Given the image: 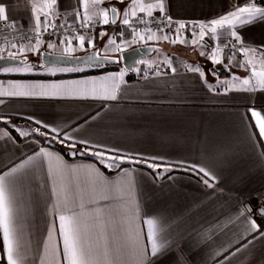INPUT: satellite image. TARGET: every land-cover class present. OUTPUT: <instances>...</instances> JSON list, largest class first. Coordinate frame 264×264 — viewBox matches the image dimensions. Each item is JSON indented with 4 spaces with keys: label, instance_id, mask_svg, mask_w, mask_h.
Segmentation results:
<instances>
[{
    "label": "crops",
    "instance_id": "1",
    "mask_svg": "<svg viewBox=\"0 0 264 264\" xmlns=\"http://www.w3.org/2000/svg\"><path fill=\"white\" fill-rule=\"evenodd\" d=\"M3 2L10 6V19H15L16 26L20 29L37 28L50 31L59 26L98 21L99 24L93 31L96 43L92 42L90 45L89 34L85 33L80 34L85 38L83 47L79 44L80 35L75 41L72 39L71 44L78 53L98 47L104 54L119 55L121 51L137 45L157 44L165 40V34L168 36L165 40L168 44L177 38V34L178 42L168 45V49L162 50V54L149 56L137 67L141 71L134 68L129 72L121 64L103 68L82 65L56 68L65 66L44 65L40 60H35L32 64H42L44 68L38 66L39 68L30 70L11 68L15 67L12 65L3 67L0 69V100L4 103H0V121L6 122L10 116L23 119L34 117L49 123L50 127L71 132L70 125L82 121L84 117L96 116L97 119L92 123L101 135L93 139H100L125 151L165 157L169 161L187 155L195 159L197 137L202 136L208 127L224 131L229 136L242 140L245 145L252 133H256L253 139H260L258 127L246 129L245 124L249 121L242 120L241 117L245 113L248 117L251 116L248 107L252 100H255L256 110L264 108V89L246 91L243 84L245 79L251 78L253 67L257 72L264 71V60L259 56L261 51H246L248 45L241 47L239 41L235 43L238 47L234 51L222 47L226 42L234 40L230 33L232 30H240L239 25L236 29L217 28L215 34L211 33L212 19H219L221 15L235 10L229 6L230 0H169L168 12L172 17V27L169 30L148 32L131 22L138 17L147 16V9L141 12V8L148 3H156V0H126V5L118 0H58L55 8H49L51 0ZM231 2L237 6L245 4V0ZM112 9L117 12L115 23L111 20ZM105 14L108 24L103 23ZM153 14L161 13L159 9H153ZM37 17H40L38 27ZM125 19L130 21L129 25H123ZM182 22L193 25L194 31L191 33H195L194 37L179 28ZM122 29L124 34H129L127 38L121 36ZM201 31L204 32L203 39L200 36ZM153 33V39L149 40L148 36ZM141 36L144 37L143 40ZM249 40L252 41V48H256L264 40V24L258 25L249 33ZM39 41V44L36 42L33 46L17 51L16 55H27L37 50L40 52L45 44L50 43L46 39ZM211 41L218 42L220 46L207 53L206 45ZM59 44L68 46L67 42ZM26 61L28 59L23 63ZM213 67L219 71L218 74L212 71ZM173 68L176 69L175 72L172 71ZM195 68L199 72L193 71ZM121 72H124L123 82L119 75ZM157 72L159 75H156ZM200 72L204 75L201 76ZM251 81L256 83L255 78H251ZM116 85L120 88L116 93L117 100L101 98L109 94ZM20 91L29 92L31 95H2ZM42 91L46 94L40 95ZM260 117L264 119V111L260 112ZM29 122L33 125L10 121L18 124L26 135H32L22 142L12 133L10 134L15 141H8L4 136L8 129L0 126V162L15 160L17 164L21 163V157L27 159L29 155L34 156V150L38 151L40 147L53 153L50 158L40 157L35 162L38 183L44 181L46 184L47 201L29 202L27 194H23L20 200L18 224L23 232L21 252L25 256L24 264H56V261L64 264L58 216L68 214L69 209L80 211L82 202L86 204L82 217L86 245L94 252L109 248L113 264H132V249L127 239L130 222L143 245L147 243V233L153 227L145 221L158 219L145 216L142 211L139 215L135 214L138 206L141 209L145 206L141 203V186L147 197L148 209L164 212L169 216H183L184 229L188 230L212 226L218 217L223 220L222 211L236 217L232 210L242 208L238 196L243 195L254 204L257 195L264 193V169L254 167V153L243 157L228 173L223 191L212 193V189L203 186L195 175L188 172H173L154 183V177L149 176L151 171L143 167L126 166L108 174L94 160L68 159L59 150L41 145L39 139L37 141L33 137L35 123ZM250 123L255 125L256 118H251ZM72 134L76 135L75 132ZM164 136L172 139H161ZM56 154L62 156L63 160L56 159ZM64 161L69 165L83 167L77 172H71L65 169ZM49 168L54 174L53 178L47 175ZM101 173L113 182L112 185L105 186L100 182L103 178ZM169 175L173 179L169 180ZM232 177H238L239 182L233 183ZM53 186L57 192L55 197L51 195ZM93 188L97 193L107 190L111 197L110 207H106L100 217L88 214L87 199ZM53 205L57 207L52 208ZM47 208L52 210L47 211ZM246 215H240L228 225L225 229L227 236L221 237L222 247L213 246L209 250L210 254L203 251L193 253L191 259L195 264H257V261L264 264V241H254V253L253 245L248 248L241 246L247 244L255 235L250 220L244 218ZM156 227L158 229L159 225ZM212 239L216 237L212 236ZM191 243L188 240L183 244L185 253L189 251ZM2 245L0 233V257L4 258L6 264V253L2 251ZM237 248L240 249L238 252ZM224 256L228 257L227 260L223 259Z\"/></svg>",
    "mask_w": 264,
    "mask_h": 264
},
{
    "label": "snow or ice",
    "instance_id": "2",
    "mask_svg": "<svg viewBox=\"0 0 264 264\" xmlns=\"http://www.w3.org/2000/svg\"><path fill=\"white\" fill-rule=\"evenodd\" d=\"M118 2L126 5V0H118ZM262 5H264V0H245L244 6H237L230 0L229 6L235 10H230L227 15H221L219 19H212L210 21L211 33L215 34L217 28L223 29L228 27L229 29H236L237 25H239L240 30H232L230 33L231 37L234 38L231 42L235 45L239 41L241 47L247 44L248 49H245L246 51L264 52V40H261L256 48L251 47L252 41L249 40V33L254 31L258 25L264 24V6ZM57 6L58 0H51L49 8ZM168 7L169 0H156L154 4L148 3L145 7H142L141 12L147 9V16L151 18L157 30L163 31L160 25L164 23V19L160 15L154 16L153 9H159V13L167 18L168 23L165 26L170 28L172 17L169 15ZM10 11V6L6 5L3 0H0V21L15 26L17 22L15 19H10ZM36 20L38 27L40 17H37ZM103 23H109L107 14L104 16ZM129 23L130 21L127 19L123 21V25H129ZM141 23H144L142 18ZM186 27L182 23L179 25L180 29H185ZM123 35L124 30L122 29L121 36ZM154 35L155 33L149 35L148 39H153ZM189 35L194 37L195 33H190ZM200 36L203 39V31H201ZM26 38L31 39V37ZM140 38L141 40L144 39L143 36ZM78 39L80 46L83 47L85 43L84 36L80 35ZM163 39H168L167 34L164 35ZM61 42L63 43L64 41ZM66 42L70 45L72 40L69 39ZM177 42L178 34L177 38H174L171 43L175 44ZM39 43L40 41L37 40V44ZM89 44H92L91 40H89ZM48 47H55V44L49 43ZM66 51H69V49H66ZM5 59L15 60L16 53L9 52L7 57L0 56V60ZM215 63H218V61H215ZM4 71H12V69H4ZM136 71L141 70L136 69ZM172 71L175 72L176 69L173 68ZM193 71L199 72V69L195 68ZM119 75L121 82H123L124 72H121ZM156 75H159V73L157 72ZM200 75L203 76L204 73L200 72ZM251 78H255L256 83L253 84ZM251 78L243 81L246 91H255L257 88L264 89V71L257 72L253 67ZM208 87L211 88V85H208ZM118 91H120V88L119 85H116L109 94L101 98L115 101L117 100L116 93ZM45 94L43 91L40 93V95ZM2 95L26 96L31 95V93L20 91L14 93L6 92ZM0 103H4V101L0 100ZM261 111H264V108H261L259 111L256 110L255 100H252L251 105L248 107V112L251 113V116L248 117L247 113H245L241 117L242 120L246 119L249 121V123L245 124L246 129L258 127L259 140L253 139L256 133H252L248 137L247 145H245L242 140L231 137L224 131L208 127L204 130L202 136L197 137L195 159L187 155L175 161H169L167 158L161 156H146L143 153H137L132 150L125 151L116 145H109L100 139H93V137L101 135L100 132L95 130L96 126L92 123L97 119L96 116L84 117L82 121H77L74 125H70L71 132L65 129L58 130L56 127H50L49 123L35 119L34 117H24V119L33 121L37 125L33 133V137L37 141L39 137H44V142L48 147H52L54 143L64 145L71 149L70 155L73 157L90 154L100 164H105L109 168L113 166L121 168L126 162L130 164L142 163L152 170L149 176L154 177V183L156 180L161 179L165 173L182 170L195 175L203 186L212 189V193H215L218 190L223 191L225 181L228 179V173L240 163L243 157L249 156L250 153L255 154L254 167L264 169V143H261V141H264V119L260 117ZM253 117L256 118L255 125L250 123ZM11 119L12 117H9V120L5 122V127L8 130L5 131L4 136L7 137L8 141L14 142L15 138L11 136V131H17L22 136H25L26 133L20 129L18 124L10 123ZM73 132L76 135H73ZM161 139L167 140L172 138L164 136ZM34 151L36 153L34 156L29 155L27 159L21 157L22 162L18 164L15 160H10L8 163L0 162V173H2L0 174V233H2L3 240L2 251L6 253V264H24L25 260V256L21 252L23 247V232L18 224L19 204L22 195L27 194L29 202H38L40 200L46 202L48 199L45 191V182L40 181L38 183L39 178L35 162L40 157L50 158L53 153L49 152L45 147H40L38 151ZM56 159L63 160V157L56 154ZM64 167L71 172H77L83 166L69 165L64 161ZM96 171L99 172V169H96ZM47 175L49 178L54 177L51 168H49ZM100 176L103 177V174L101 173ZM168 179L171 180L173 177L169 175ZM232 180L233 183L239 182L238 177H232ZM100 182L105 186H110L113 183L106 177H103ZM51 195L53 197L57 195L54 186ZM140 196L141 203L145 204V206L142 209L138 206L135 214L139 215L142 211L143 215L154 216L158 219H147L145 221L146 224L153 227L149 229L146 236L147 243L143 245L140 244L138 233H136L130 222L127 239L132 249V264H195V261L191 259L192 254L201 251L210 254L209 250L213 246L222 247L223 240L221 237L227 236L225 229H227L229 224L233 223L235 218L244 213L247 214L244 218L245 220H250L251 227L255 230V235L247 244L241 246L248 248L249 245H253L252 252L254 253V241H264V193L257 195L255 207L243 195L238 196L237 199L242 204V208L232 210L235 212L236 217L222 211L221 216L224 217L223 220L218 217L212 226H204L193 230L184 229L185 218L183 216H169L167 213L148 209L146 206L147 197L142 186ZM110 199V193L107 190L97 193L95 188H93L88 194L87 199L88 214L95 215L96 217L102 216L104 209L110 207ZM55 207L57 205L52 206V208ZM52 208H47L46 210L51 211ZM85 209L86 204L82 202L80 204V211L69 209L68 214H60L58 216V231L63 242L64 264H113L112 252L109 248L105 247L102 252H94L86 245L82 228V217ZM258 220L260 223H257ZM157 224L159 225L158 229L156 227ZM52 226L53 228L55 227L54 221ZM182 229L184 230L182 231ZM206 233H211V235H206ZM212 236H215L216 239H212ZM50 238L51 229L49 230ZM188 240H191L192 243L189 245V251L185 253L183 244ZM239 250V248L236 249L237 252ZM231 255H235V253H231ZM227 258V256L223 257L224 260H227ZM3 259V257H0V261ZM56 264H59V261H56ZM257 264H260V261H257Z\"/></svg>",
    "mask_w": 264,
    "mask_h": 264
},
{
    "label": "built area",
    "instance_id": "3",
    "mask_svg": "<svg viewBox=\"0 0 264 264\" xmlns=\"http://www.w3.org/2000/svg\"><path fill=\"white\" fill-rule=\"evenodd\" d=\"M153 15H160L164 19V23L160 25L163 30H168L172 27L173 21H171L170 28L165 26L168 22L167 18L163 17L162 14ZM141 18L143 19L144 23H141ZM98 24V21L92 20L86 24H69L66 26L55 27L50 31H45L44 29L37 28L20 29L16 25L13 26L11 24H5L3 21H0V56L7 55L9 52L16 53L21 49L33 46V44H35L37 40L46 39L51 43H55L59 39L63 41L64 39L72 40L83 33L93 35L94 28ZM131 24L145 32L157 30L156 25L152 23L151 18H149L148 16L138 17L132 20ZM182 24H185L187 26L185 29H182L184 32L191 33L194 31V27L191 23L182 22ZM26 37H31V39H27ZM225 44L227 45L226 47ZM225 44L222 46L225 50L234 51L238 47L237 44L234 45L231 41H228ZM14 45L15 47H13ZM219 46L220 44H218V42L211 41L209 44V50L213 51L219 48ZM259 56L262 60H264V52H259ZM213 69H215V71L212 70L214 73H219V71L215 67H213ZM255 205L256 202L253 204V207H255Z\"/></svg>",
    "mask_w": 264,
    "mask_h": 264
},
{
    "label": "water",
    "instance_id": "4",
    "mask_svg": "<svg viewBox=\"0 0 264 264\" xmlns=\"http://www.w3.org/2000/svg\"><path fill=\"white\" fill-rule=\"evenodd\" d=\"M111 20L112 22H116L117 20V12L114 9L111 10ZM159 47L160 46L155 43H146L123 50L119 55L103 54L98 47L78 54L43 49L40 51V60L44 65H86L97 67L106 64H121L125 70L131 72L140 63L142 58L151 55L155 50L159 49ZM3 56L7 57L8 54ZM27 59V55H16L15 60H0V69L6 66L23 63Z\"/></svg>",
    "mask_w": 264,
    "mask_h": 264
},
{
    "label": "rangeland",
    "instance_id": "5",
    "mask_svg": "<svg viewBox=\"0 0 264 264\" xmlns=\"http://www.w3.org/2000/svg\"><path fill=\"white\" fill-rule=\"evenodd\" d=\"M29 29V28H28ZM32 29V28H31ZM169 30V29H168ZM89 37V40H91L92 42H93V44L94 43H96V35L95 34H93V35H89L88 36ZM68 39H64V42H66ZM76 39L74 38V41H75ZM61 41H63V40H61V39H59L58 41H56L55 42V47H48V44H45L44 46H43V49H47V50H50V51H56V50H66V49H69V51H67V52H65V53H70V54H78V52L77 51H75V49L73 48V45L72 44H68V46L67 47H64V45L65 44H63V45H61V44H59ZM49 42V41H48ZM51 43V42H50ZM169 42H167V41H165V40H163V41H161V42H158L157 44L160 46L159 47V49H157V50H155L151 55H149V56H157L158 54H162V50H167L168 49V45H170V44H168ZM209 44H210V42H208V44L206 45V52L208 53V52H210V50H209ZM59 46H61V47H59ZM174 47V46H173ZM42 49V50H43ZM101 51V53H103L104 54V52H103V50H100ZM212 51V50H211ZM107 55V54H106ZM27 56H28V61H26L25 63H21V64H15V65H12V66H15V67H11V68H15V69H30V70H35L36 68H39L38 66H40V68H44L43 66L44 65H37V63H33L32 64V62L33 61H35V60H40V52H39V50H37L36 52H30V53H28L27 54ZM149 56H147V57H145V58H142L141 60H140V63L135 67V70L137 69V67L138 66H140L144 61H146L148 58H149ZM41 61V60H40ZM59 66H65V67H56V68H67V67H69V68H71L70 66H67V65H59ZM79 66H81V65H79ZM79 66H74V67H79ZM82 66H86V65H82ZM55 68V67H54ZM112 168H115L114 166L112 167Z\"/></svg>",
    "mask_w": 264,
    "mask_h": 264
},
{
    "label": "trees",
    "instance_id": "6",
    "mask_svg": "<svg viewBox=\"0 0 264 264\" xmlns=\"http://www.w3.org/2000/svg\"><path fill=\"white\" fill-rule=\"evenodd\" d=\"M262 6H264V5H262ZM127 29H129V27H128ZM129 31H130V30H129ZM128 35H129L128 33H125L123 36H124L125 38H127ZM112 65L114 66V65H117V64H106V65H102V66H100V67H95V68L109 67V66H112ZM10 117H12L11 121L21 122V123H24V124H28V123H30L31 125H33V123L27 121L26 119L19 118V117H16V116H10ZM0 118H1V117H0ZM8 118H9V117H8ZM0 126H5V122L0 121ZM34 126H35V128L37 127V125H35V124H34ZM11 133H12V134L15 136V138H16L18 141H20V142H22V141H24V140L29 139V138L32 137V135L20 136V135H19L16 131H14V130L11 131ZM39 141H40L41 145H43V146H48V145H46L45 142H44V137H39ZM52 147L55 148V149H57V150H59L62 154H64L68 159H71V160H72V159H91V160H94V161H96V162H97V163L103 168V170H105L106 173H108V174H113V173L119 171L121 168L126 167V166H139V167H143V168H146V169L152 171L151 169L147 168V167H146L144 164H142V163H141V164H130V163H127V162L124 163V164L121 166V168H110V169H109V168H107L104 164H100V163L97 161V159H96L95 157L91 156L90 154H89V155H86V156H79V155H77V156L73 157V156L70 155L71 149L65 147L64 145H61V144H58V143H54ZM180 171H182V170H180ZM180 171H175V172H180ZM182 172H184V171H182ZM171 173H173V172H171ZM168 174H170V173H165L163 176H167ZM0 264H5V261H4V260L0 261Z\"/></svg>",
    "mask_w": 264,
    "mask_h": 264
}]
</instances>
